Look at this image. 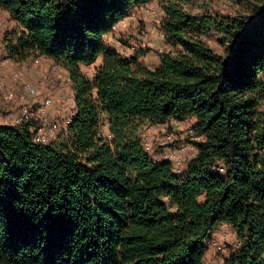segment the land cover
Instances as JSON below:
<instances>
[{
	"label": "trees",
	"instance_id": "1",
	"mask_svg": "<svg viewBox=\"0 0 264 264\" xmlns=\"http://www.w3.org/2000/svg\"><path fill=\"white\" fill-rule=\"evenodd\" d=\"M151 1L0 0L13 22L4 58L66 70L75 106L47 143L34 123L0 125V264H205L221 224L238 245L225 264H264V0L235 15L169 0L168 49L149 68L104 36ZM98 57L89 77L81 67ZM187 118L199 142L177 175L142 134Z\"/></svg>",
	"mask_w": 264,
	"mask_h": 264
},
{
	"label": "rangeland",
	"instance_id": "2",
	"mask_svg": "<svg viewBox=\"0 0 264 264\" xmlns=\"http://www.w3.org/2000/svg\"><path fill=\"white\" fill-rule=\"evenodd\" d=\"M169 0H154L145 5L132 8L129 14L114 25L104 36L105 43L123 57L137 56L138 61L153 67L159 61V54L168 49L164 41L161 25L157 19L159 11ZM189 14L204 13L235 15L243 10V0H185L180 3ZM13 22L7 12L0 9V125L23 123L20 110L23 105L32 112L30 123H34L33 134L52 138L68 123L74 114L73 90L66 70L54 65L50 60L39 57L19 65H7L2 53V38L11 29ZM219 35L206 36V42L215 52L221 53L227 43H220ZM81 68L89 77L99 63ZM17 76H14V75ZM24 82L37 86L34 94L27 93ZM12 92L14 98L4 99L3 95ZM46 98L51 103L44 104ZM18 120V123L15 121ZM27 123V122H26ZM194 119H170L151 125L143 131L147 152L154 161L169 160L177 175L183 174L187 163L197 153L199 137L192 127ZM236 237L227 224L219 225L211 234L205 251V264H225V260L237 250Z\"/></svg>",
	"mask_w": 264,
	"mask_h": 264
},
{
	"label": "built area",
	"instance_id": "3",
	"mask_svg": "<svg viewBox=\"0 0 264 264\" xmlns=\"http://www.w3.org/2000/svg\"><path fill=\"white\" fill-rule=\"evenodd\" d=\"M162 13H163V11L160 10V11H159V15L161 16ZM160 21H161V17H159V19H157V23L159 22V24H160ZM14 76H17V75L15 74ZM23 85H24V89H25V91H26L27 93L34 94V93L37 91V86L34 85V84H31V83H28V82H24ZM3 97H4V99H6V100H10V99H13V98H14L12 92H7V93H5V94L3 95ZM50 103H51V99H50V98H46L45 101H44V104H45V105H48V104H50ZM31 116H32V112L30 111V109H29L27 106L23 105V106L21 107V110H20V120H21L23 123H26V122L30 121ZM69 121H70V119L68 120V122H69ZM18 122H19L18 120L15 121V123H18ZM20 124H22V123L12 124V125H20ZM56 135H57V134H56ZM56 135L53 136L52 138L48 139V137H45V135L34 134V135H33V139H34L35 142H38V143H47V142H49L50 140L55 139ZM142 139H143L144 146H145V148H146V144H145V142H144L143 134H142ZM146 150H147V148H146ZM173 171L176 172V173L179 172V170H174V169H173Z\"/></svg>",
	"mask_w": 264,
	"mask_h": 264
},
{
	"label": "crops",
	"instance_id": "4",
	"mask_svg": "<svg viewBox=\"0 0 264 264\" xmlns=\"http://www.w3.org/2000/svg\"><path fill=\"white\" fill-rule=\"evenodd\" d=\"M8 14V13H7ZM98 59L100 60L99 61V63L96 65V66H98L100 63H101V57H98ZM5 61L6 62H9V64H7V65H10V66H13V65H19V64H23L24 62H21V63H18V62H14V61H11V60H8V59H5ZM95 66V67H96ZM94 70V69H93ZM5 73H3V76H4V78H0V81H5V80H7L9 77H7V75H4Z\"/></svg>",
	"mask_w": 264,
	"mask_h": 264
}]
</instances>
